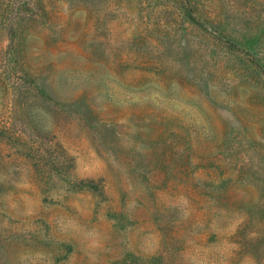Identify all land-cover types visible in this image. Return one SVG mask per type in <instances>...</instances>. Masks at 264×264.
Instances as JSON below:
<instances>
[{"label": "rangeland", "instance_id": "374dc122", "mask_svg": "<svg viewBox=\"0 0 264 264\" xmlns=\"http://www.w3.org/2000/svg\"><path fill=\"white\" fill-rule=\"evenodd\" d=\"M0 264H264V0H0Z\"/></svg>", "mask_w": 264, "mask_h": 264}, {"label": "trees", "instance_id": "16d2710c", "mask_svg": "<svg viewBox=\"0 0 264 264\" xmlns=\"http://www.w3.org/2000/svg\"><path fill=\"white\" fill-rule=\"evenodd\" d=\"M186 14H187V16L189 17V19H190L191 21H193L194 23H199L198 20H196V18L192 15V13H191L190 10H187V11H186Z\"/></svg>", "mask_w": 264, "mask_h": 264}]
</instances>
